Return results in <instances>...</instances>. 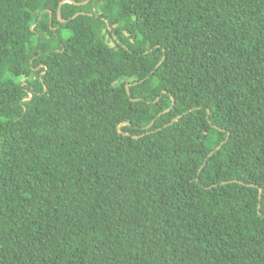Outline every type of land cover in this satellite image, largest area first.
<instances>
[{
	"label": "trees",
	"instance_id": "obj_1",
	"mask_svg": "<svg viewBox=\"0 0 264 264\" xmlns=\"http://www.w3.org/2000/svg\"><path fill=\"white\" fill-rule=\"evenodd\" d=\"M64 1L0 0V264H264V0Z\"/></svg>",
	"mask_w": 264,
	"mask_h": 264
},
{
	"label": "rangeland",
	"instance_id": "obj_2",
	"mask_svg": "<svg viewBox=\"0 0 264 264\" xmlns=\"http://www.w3.org/2000/svg\"><path fill=\"white\" fill-rule=\"evenodd\" d=\"M85 11H89V8H86ZM115 46L108 42L107 46H105V51L107 52V54L113 58H118L119 57V53L118 51H116ZM135 49H139L138 47H136ZM138 112L149 115V116H153L158 112V109L150 104L147 105H138L137 107Z\"/></svg>",
	"mask_w": 264,
	"mask_h": 264
},
{
	"label": "water",
	"instance_id": "obj_3",
	"mask_svg": "<svg viewBox=\"0 0 264 264\" xmlns=\"http://www.w3.org/2000/svg\"><path fill=\"white\" fill-rule=\"evenodd\" d=\"M64 2H70V3H72V1H70V0H65ZM62 4V3H61ZM61 4H60V6H61ZM60 6H59V8H60ZM128 88V87H127ZM259 200H260V197H259Z\"/></svg>",
	"mask_w": 264,
	"mask_h": 264
}]
</instances>
